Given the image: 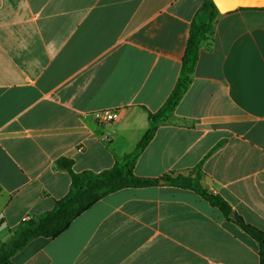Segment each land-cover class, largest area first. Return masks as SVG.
Returning a JSON list of instances; mask_svg holds the SVG:
<instances>
[{
	"label": "crops",
	"instance_id": "0c3cea01",
	"mask_svg": "<svg viewBox=\"0 0 264 264\" xmlns=\"http://www.w3.org/2000/svg\"><path fill=\"white\" fill-rule=\"evenodd\" d=\"M204 1L0 0V244L68 194L61 158L75 172L99 173L135 150L152 127L148 113L176 86ZM104 109L117 110L118 120L97 124L92 113ZM200 164L203 188L264 230L261 8L219 12L187 92L134 173L186 176ZM258 251L198 192L161 183L104 197L13 261L260 264Z\"/></svg>",
	"mask_w": 264,
	"mask_h": 264
},
{
	"label": "trees",
	"instance_id": "16d2710c",
	"mask_svg": "<svg viewBox=\"0 0 264 264\" xmlns=\"http://www.w3.org/2000/svg\"><path fill=\"white\" fill-rule=\"evenodd\" d=\"M261 9L264 10V8ZM218 16L219 11L213 0H205L192 22L190 37L176 86L156 113H148L152 127L137 144L135 150L125 155L122 161L116 162L112 168L99 173L93 171L75 172L73 169L74 162L69 158H61L58 161V167L66 170L71 178L68 194L57 200L51 211L21 222L13 232L10 241L0 244V264H15L13 258L36 238L55 239L59 237L74 220L104 197L126 188L159 186L161 181L165 185L192 189L213 207L218 208L227 220L236 223L257 242L260 264H264V230L247 223L223 197L203 188L200 182L203 161L186 176L165 175L157 179L139 177L134 173L136 161L152 139L154 132L158 126L167 123L173 117L178 103L187 92L200 48L204 41L212 37ZM232 213L235 214V219L230 218Z\"/></svg>",
	"mask_w": 264,
	"mask_h": 264
},
{
	"label": "water",
	"instance_id": "95a60500",
	"mask_svg": "<svg viewBox=\"0 0 264 264\" xmlns=\"http://www.w3.org/2000/svg\"><path fill=\"white\" fill-rule=\"evenodd\" d=\"M213 2L220 13H227L239 7L264 8V0H213ZM230 218L235 219V214L232 213Z\"/></svg>",
	"mask_w": 264,
	"mask_h": 264
},
{
	"label": "built area",
	"instance_id": "2783aa9c",
	"mask_svg": "<svg viewBox=\"0 0 264 264\" xmlns=\"http://www.w3.org/2000/svg\"><path fill=\"white\" fill-rule=\"evenodd\" d=\"M92 117L99 125H108L114 123L119 118L117 110L104 109L92 113Z\"/></svg>",
	"mask_w": 264,
	"mask_h": 264
}]
</instances>
